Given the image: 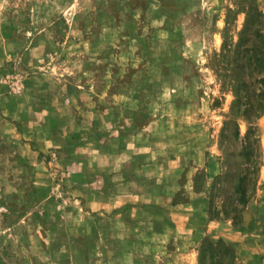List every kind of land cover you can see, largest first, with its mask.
Wrapping results in <instances>:
<instances>
[{
  "label": "rangeland",
  "instance_id": "374dc122",
  "mask_svg": "<svg viewBox=\"0 0 264 264\" xmlns=\"http://www.w3.org/2000/svg\"><path fill=\"white\" fill-rule=\"evenodd\" d=\"M263 188L264 0H0V264H264Z\"/></svg>",
  "mask_w": 264,
  "mask_h": 264
},
{
  "label": "trees",
  "instance_id": "16d2710c",
  "mask_svg": "<svg viewBox=\"0 0 264 264\" xmlns=\"http://www.w3.org/2000/svg\"><path fill=\"white\" fill-rule=\"evenodd\" d=\"M237 103H239V98L237 97V95H235V99L232 103V108L237 105ZM250 109L249 108H246L242 111V113L239 114V116H243L248 122H251L249 121L250 119L249 118H252L250 117V114H251V110L249 111ZM250 125L248 126V130L246 132V134L248 135L250 133ZM244 190L245 188L241 189V197H240V200H242V196L244 195ZM233 212L237 211V208H233L232 209ZM205 243H207V245L209 247L212 248V251L216 252V251H219L222 253H225V255H228L229 258H230V263L228 264H236V260H235V256H234V252L232 250V248L228 245H226L223 241L221 240H217L216 242L212 243L211 241H208L207 239H204L201 243V246H203ZM218 252V253H219Z\"/></svg>",
  "mask_w": 264,
  "mask_h": 264
},
{
  "label": "crops",
  "instance_id": "0c3cea01",
  "mask_svg": "<svg viewBox=\"0 0 264 264\" xmlns=\"http://www.w3.org/2000/svg\"><path fill=\"white\" fill-rule=\"evenodd\" d=\"M264 190V188H263ZM192 194L189 195V198L192 199L193 203L190 202V206L192 208V205L195 206V208L198 209L197 213L200 215V218H204L206 216V202H207V191H208V182H206V184L202 187V189L200 191H193V189L191 190ZM263 198V200H262ZM196 201V202H195ZM264 204V193H262L261 195H259L255 200L254 203H250L247 207V209L249 210V212H251L253 210V208L257 205V204ZM197 206H200L197 207ZM188 205V204H187ZM247 211V210H246ZM245 211V212H246ZM247 213V212H246ZM262 217H264V215H262ZM263 239V238H262ZM264 240V239H263ZM263 250L259 249L257 250V252L262 255L263 252H261Z\"/></svg>",
  "mask_w": 264,
  "mask_h": 264
}]
</instances>
